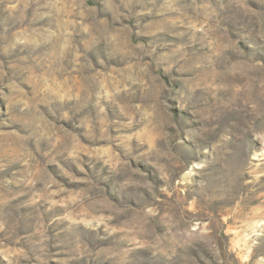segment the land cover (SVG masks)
<instances>
[{
	"label": "rangeland",
	"instance_id": "rangeland-1",
	"mask_svg": "<svg viewBox=\"0 0 264 264\" xmlns=\"http://www.w3.org/2000/svg\"><path fill=\"white\" fill-rule=\"evenodd\" d=\"M0 264H264V0H0Z\"/></svg>",
	"mask_w": 264,
	"mask_h": 264
}]
</instances>
